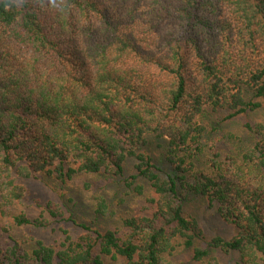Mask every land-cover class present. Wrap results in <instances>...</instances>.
<instances>
[{
  "label": "trees",
  "instance_id": "trees-1",
  "mask_svg": "<svg viewBox=\"0 0 264 264\" xmlns=\"http://www.w3.org/2000/svg\"><path fill=\"white\" fill-rule=\"evenodd\" d=\"M263 100L264 0H0V214L24 197L18 179L63 186L108 172L138 195L144 184L153 192L120 230L80 224L73 236L61 226L59 243L12 240L0 264H176L168 256L178 244L197 262L219 250L236 253L233 264H264V125L244 122L256 140L239 159L206 158L200 122L232 120ZM200 160L210 171L193 170ZM190 198L234 233L197 245ZM62 206L48 200L46 216L12 220L52 230L72 218Z\"/></svg>",
  "mask_w": 264,
  "mask_h": 264
},
{
  "label": "rangeland",
  "instance_id": "rangeland-1",
  "mask_svg": "<svg viewBox=\"0 0 264 264\" xmlns=\"http://www.w3.org/2000/svg\"><path fill=\"white\" fill-rule=\"evenodd\" d=\"M209 116L216 117V119L219 117V115L210 113ZM245 121L264 125V100L259 109L232 120L220 121L219 118L215 122L201 120L200 122L205 125V136L202 139L203 144H205L204 156L211 157L212 153L216 151L220 153L221 157L230 155L239 159L238 156L241 152L256 140L255 136L245 129ZM150 151L157 156L153 146H151ZM205 157H203V161ZM202 160L198 164L196 163L193 169L195 172H198L200 168L210 171L209 163L207 161L203 163ZM125 164V176L134 173L133 162L128 160ZM163 168L165 171L164 165ZM52 178L41 176L33 179H18V182L24 186V197L10 206L9 215L0 214V249L7 247L12 240H17L22 247L27 249H30L36 240H41L46 244L59 243L62 240L59 231L61 226L73 236L84 233L80 224H86L99 231L114 227L120 230V218L141 211V208L146 205L144 203L145 197L153 195L152 190L146 184H144V194L138 195L128 186H125L126 184L120 177L108 172L99 174L80 172L63 186L56 183ZM85 184H89L90 187L86 188ZM97 195H101L108 205L109 211L106 215L102 216L95 212V196ZM48 200L63 205L64 217L71 216L72 218L54 224L55 228L52 230L50 226L37 228L31 225L18 226L14 224L12 215L25 213L30 217H36L43 213V206ZM186 211L197 215L203 230L201 241L196 243L197 245H204L205 240L215 234H221L228 238L234 233L233 227L226 225L214 209L201 200L190 198ZM43 215L46 216V213L44 212ZM168 258L176 264H233L237 254L212 250L209 256L197 262L193 260L190 249L185 248L183 244H178ZM104 261L105 264H125L122 258L116 260L105 258Z\"/></svg>",
  "mask_w": 264,
  "mask_h": 264
}]
</instances>
